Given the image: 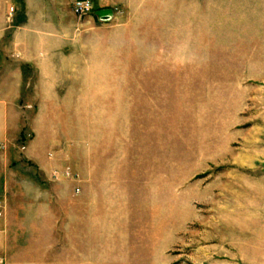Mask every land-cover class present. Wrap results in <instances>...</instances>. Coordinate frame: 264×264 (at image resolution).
Listing matches in <instances>:
<instances>
[{
	"label": "rangeland",
	"instance_id": "374dc122",
	"mask_svg": "<svg viewBox=\"0 0 264 264\" xmlns=\"http://www.w3.org/2000/svg\"><path fill=\"white\" fill-rule=\"evenodd\" d=\"M0 0V264H264V0Z\"/></svg>",
	"mask_w": 264,
	"mask_h": 264
},
{
	"label": "built area",
	"instance_id": "2783aa9c",
	"mask_svg": "<svg viewBox=\"0 0 264 264\" xmlns=\"http://www.w3.org/2000/svg\"><path fill=\"white\" fill-rule=\"evenodd\" d=\"M73 12L76 15L84 16L91 13L92 7L89 0H78L73 3ZM3 217V207L0 204V219Z\"/></svg>",
	"mask_w": 264,
	"mask_h": 264
},
{
	"label": "crops",
	"instance_id": "0c3cea01",
	"mask_svg": "<svg viewBox=\"0 0 264 264\" xmlns=\"http://www.w3.org/2000/svg\"><path fill=\"white\" fill-rule=\"evenodd\" d=\"M78 1V0H77Z\"/></svg>",
	"mask_w": 264,
	"mask_h": 264
}]
</instances>
